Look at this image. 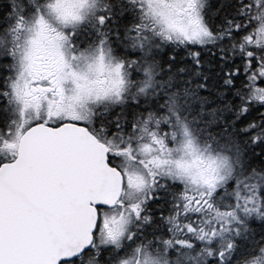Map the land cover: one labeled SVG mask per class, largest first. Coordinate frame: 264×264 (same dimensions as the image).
<instances>
[{
  "label": "snow or ice",
  "instance_id": "snow-or-ice-1",
  "mask_svg": "<svg viewBox=\"0 0 264 264\" xmlns=\"http://www.w3.org/2000/svg\"><path fill=\"white\" fill-rule=\"evenodd\" d=\"M0 264H264V0H0Z\"/></svg>",
  "mask_w": 264,
  "mask_h": 264
}]
</instances>
